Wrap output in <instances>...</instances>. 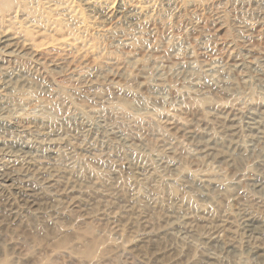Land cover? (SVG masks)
<instances>
[{"label": "rangeland", "instance_id": "rangeland-1", "mask_svg": "<svg viewBox=\"0 0 264 264\" xmlns=\"http://www.w3.org/2000/svg\"><path fill=\"white\" fill-rule=\"evenodd\" d=\"M98 1L0 0V264H264V0Z\"/></svg>", "mask_w": 264, "mask_h": 264}, {"label": "bare ground", "instance_id": "bare-ground-1", "mask_svg": "<svg viewBox=\"0 0 264 264\" xmlns=\"http://www.w3.org/2000/svg\"><path fill=\"white\" fill-rule=\"evenodd\" d=\"M88 5L89 6H100L99 5V1L98 0H88ZM105 8V9H104ZM104 12L105 14H109L110 12H106L107 8L103 6ZM139 11H135L133 13H129L127 16L131 17V18H136L137 16H139ZM130 18V19H131ZM13 38L8 37L5 34H0V52L4 55V56H9L10 52H13L15 50H18L19 48L24 49V51H31L30 46L28 45H21V41H12ZM17 40V39H16ZM15 42H19V45H17V47H14V43ZM13 50L9 51L11 48H13ZM20 51V50H18ZM19 53V52H18ZM5 103V100H0V104ZM252 122H246L247 126H251ZM236 124H232L229 127H227V134L229 136H234L235 137V132L234 130L237 128V126H235ZM261 133V131H258V134ZM262 138L261 136H254L252 137V139H259ZM258 142V140H256ZM229 144H232V146L234 147V149L237 147L236 142L234 141L233 138L230 139ZM22 147V145H17L16 148L20 149ZM259 164L261 167L264 168V158L259 160ZM12 180V183H14V179H11L8 175L7 172H3L0 173V190H8L9 187L13 188V189H17V191L19 190V192L22 194V198L20 199L22 201V206L24 209H32L35 210L34 206L36 205V201H35V194L33 193V191L31 189H25V190H20L22 189L23 186H19L18 184H8L6 185V183ZM250 182H248L247 187H246V191L243 193L245 195H262L264 194V175L261 174H254L253 177L251 179H249ZM3 192V191H2ZM246 216V217H245ZM244 228L246 231H250V232H263L264 231V223L258 222L255 218H253L252 216L245 214L244 215Z\"/></svg>", "mask_w": 264, "mask_h": 264}]
</instances>
